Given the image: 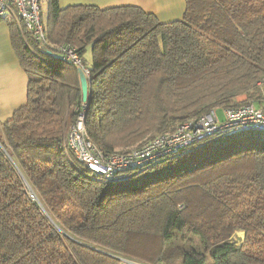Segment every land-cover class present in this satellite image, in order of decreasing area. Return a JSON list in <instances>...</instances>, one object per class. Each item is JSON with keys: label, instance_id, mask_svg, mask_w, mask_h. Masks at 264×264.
Returning a JSON list of instances; mask_svg holds the SVG:
<instances>
[{"label": "trees", "instance_id": "trees-1", "mask_svg": "<svg viewBox=\"0 0 264 264\" xmlns=\"http://www.w3.org/2000/svg\"><path fill=\"white\" fill-rule=\"evenodd\" d=\"M185 2L162 23L136 6L48 0L47 45H71L89 82L12 29L28 85L0 129V264H264V132L206 137L109 180L66 144L83 92L86 132L106 154L212 109L264 104V0Z\"/></svg>", "mask_w": 264, "mask_h": 264}, {"label": "built area", "instance_id": "built-area-1", "mask_svg": "<svg viewBox=\"0 0 264 264\" xmlns=\"http://www.w3.org/2000/svg\"><path fill=\"white\" fill-rule=\"evenodd\" d=\"M39 0H0V19L11 13L21 30L29 32L34 40L56 51L62 61L76 65L90 81L89 70L83 66L79 53L68 45H47L44 24L40 17ZM261 87L262 82L258 83ZM88 99L75 106V117L66 133L67 147L87 170L100 179L109 180L118 172L135 169L165 156L173 155L201 139L236 131L264 132V105L250 103L239 107L212 109L197 119L177 126L173 133L158 134L142 147L127 153H103L90 140L86 128Z\"/></svg>", "mask_w": 264, "mask_h": 264}, {"label": "crops", "instance_id": "crops-1", "mask_svg": "<svg viewBox=\"0 0 264 264\" xmlns=\"http://www.w3.org/2000/svg\"><path fill=\"white\" fill-rule=\"evenodd\" d=\"M186 0H58V7L71 5L96 6L107 9L118 6H136L153 14L159 22H172L182 18ZM39 0L41 14H47L48 0ZM17 26L15 17L7 13L0 19V129L14 111L26 103L28 77L23 70L12 44L11 32ZM245 95L237 101L244 100ZM264 105V104H263ZM218 112L222 115L221 109ZM220 115V116H221Z\"/></svg>", "mask_w": 264, "mask_h": 264}, {"label": "rangeland", "instance_id": "rangeland-1", "mask_svg": "<svg viewBox=\"0 0 264 264\" xmlns=\"http://www.w3.org/2000/svg\"><path fill=\"white\" fill-rule=\"evenodd\" d=\"M41 3H42V6L44 7L45 4H44L43 0H41ZM42 19L44 20V14L42 15ZM85 59L89 61V59H90L89 52H87V54L85 55ZM85 94H86V93H85ZM86 97H87V94H86ZM218 113H219V112H218ZM219 115H221V114L219 113ZM220 117H221V116H220ZM245 132L248 133V134H253V133H255L256 131H245ZM242 238H243V233L240 232V231H237V232L235 233V235L233 236V239L236 240V241H238V242H239ZM125 262H126V263H129V264H139V263L131 262V261H127V260H125Z\"/></svg>", "mask_w": 264, "mask_h": 264}, {"label": "water", "instance_id": "water-1", "mask_svg": "<svg viewBox=\"0 0 264 264\" xmlns=\"http://www.w3.org/2000/svg\"><path fill=\"white\" fill-rule=\"evenodd\" d=\"M86 92H83V95H82V99L85 100L86 99Z\"/></svg>", "mask_w": 264, "mask_h": 264}]
</instances>
